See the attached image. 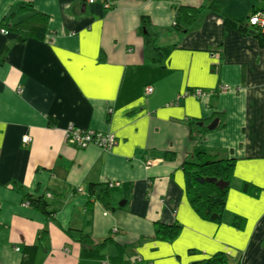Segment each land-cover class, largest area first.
Returning a JSON list of instances; mask_svg holds the SVG:
<instances>
[{
  "label": "crops",
  "instance_id": "crops-1",
  "mask_svg": "<svg viewBox=\"0 0 264 264\" xmlns=\"http://www.w3.org/2000/svg\"><path fill=\"white\" fill-rule=\"evenodd\" d=\"M182 4L202 9L186 28ZM261 10L264 0H0V28L12 27L0 32V264H22L35 245L32 264H264V46L224 24ZM70 124L118 143L79 147ZM199 152L235 160L222 224L189 200L183 167ZM174 224L176 238L157 236Z\"/></svg>",
  "mask_w": 264,
  "mask_h": 264
},
{
  "label": "trees",
  "instance_id": "trees-1",
  "mask_svg": "<svg viewBox=\"0 0 264 264\" xmlns=\"http://www.w3.org/2000/svg\"><path fill=\"white\" fill-rule=\"evenodd\" d=\"M210 9L213 11H217L219 13H223L222 7L219 5L217 1L211 3L209 5ZM177 11V25L188 27L191 25L193 21L202 13L201 8H196L194 6L187 5H179V7H175ZM255 13V12H254ZM253 13V14H254ZM249 15L247 18H233L231 16H224V24L225 26L240 31L244 35H252L259 42L260 46H264V30L254 29L251 25L250 17L253 15ZM44 20V18L42 17ZM8 23V22H7ZM8 25V24H7ZM176 25V24H175ZM253 28L249 30L248 28ZM4 28H8L5 26ZM9 27L8 29H11ZM204 153L198 154V156L203 159L201 162H188L185 163L183 169L184 172L187 173V193L189 194V200L193 208L197 211L198 214L201 215L203 219L207 221L214 222L216 224H222L223 216L226 210V194L230 188L226 187L224 189H220L214 183H208L206 180L209 178H216L218 180H224L226 183H230L233 176V167L235 165V160H214L210 155L205 156ZM91 193L94 192L93 187L90 188ZM258 187H255L249 183H244L242 187V191L245 194L255 195ZM260 191V190H258ZM29 203L31 205L39 208L44 214L52 215V212L47 211L48 204L40 198H32L31 196L27 197ZM244 222L240 217H234L233 226L241 228ZM180 230V225L174 224L172 226L162 225L157 231V236L160 234L163 235V239H174L177 237ZM82 243L92 244V239L88 235L81 236ZM24 252V259L21 261L22 264H32L35 262V258L38 254V246L26 247ZM205 264H227V260L225 256L217 255L214 256L209 262Z\"/></svg>",
  "mask_w": 264,
  "mask_h": 264
},
{
  "label": "built area",
  "instance_id": "built-area-1",
  "mask_svg": "<svg viewBox=\"0 0 264 264\" xmlns=\"http://www.w3.org/2000/svg\"><path fill=\"white\" fill-rule=\"evenodd\" d=\"M90 4H96L97 2H101L106 9H111L113 4L117 0H87ZM251 25L257 27L258 29L264 30V11L257 12L250 17ZM0 32L3 35H8L10 30L8 28H0ZM230 89H233L231 86H221L219 90L221 93L229 92ZM197 95H201L203 91L195 90ZM146 93L152 94L153 87L148 86L146 88ZM216 93V92H213ZM66 141L72 142L79 147L88 148L92 146H96L100 150H111L117 145L118 141L115 135L109 133H100L97 131L85 130L81 128H77L75 125L70 124L66 129ZM24 143H29V137H25L23 139ZM112 187V185H110Z\"/></svg>",
  "mask_w": 264,
  "mask_h": 264
},
{
  "label": "water",
  "instance_id": "water-1",
  "mask_svg": "<svg viewBox=\"0 0 264 264\" xmlns=\"http://www.w3.org/2000/svg\"><path fill=\"white\" fill-rule=\"evenodd\" d=\"M218 122H214L212 125H210V130H214L218 127L217 125ZM208 183H214L217 185L218 188L220 189H224L226 187H229L230 184L229 183H226L224 180H218L216 178H209L206 180Z\"/></svg>",
  "mask_w": 264,
  "mask_h": 264
},
{
  "label": "rangeland",
  "instance_id": "rangeland-1",
  "mask_svg": "<svg viewBox=\"0 0 264 264\" xmlns=\"http://www.w3.org/2000/svg\"><path fill=\"white\" fill-rule=\"evenodd\" d=\"M261 11H264V10H261ZM257 13V12H256ZM254 27V26H253ZM254 29H258L257 27H254ZM260 30V29H259ZM200 158H202V157H200ZM234 178V176H232V179ZM234 185V184H233ZM233 188H234V186H233Z\"/></svg>",
  "mask_w": 264,
  "mask_h": 264
},
{
  "label": "clouds",
  "instance_id": "clouds-1",
  "mask_svg": "<svg viewBox=\"0 0 264 264\" xmlns=\"http://www.w3.org/2000/svg\"><path fill=\"white\" fill-rule=\"evenodd\" d=\"M255 13H256V12H255ZM255 13H254V14H255Z\"/></svg>",
  "mask_w": 264,
  "mask_h": 264
},
{
  "label": "bare ground",
  "instance_id": "bare-ground-1",
  "mask_svg": "<svg viewBox=\"0 0 264 264\" xmlns=\"http://www.w3.org/2000/svg\"><path fill=\"white\" fill-rule=\"evenodd\" d=\"M218 161V160H217Z\"/></svg>",
  "mask_w": 264,
  "mask_h": 264
}]
</instances>
